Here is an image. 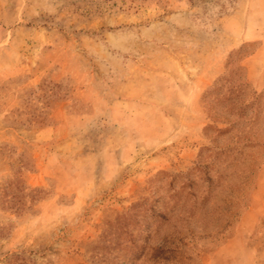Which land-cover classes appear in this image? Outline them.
<instances>
[{
  "label": "rangeland",
  "instance_id": "rangeland-1",
  "mask_svg": "<svg viewBox=\"0 0 264 264\" xmlns=\"http://www.w3.org/2000/svg\"><path fill=\"white\" fill-rule=\"evenodd\" d=\"M0 264H264V0H0Z\"/></svg>",
  "mask_w": 264,
  "mask_h": 264
},
{
  "label": "crops",
  "instance_id": "crops-1",
  "mask_svg": "<svg viewBox=\"0 0 264 264\" xmlns=\"http://www.w3.org/2000/svg\"><path fill=\"white\" fill-rule=\"evenodd\" d=\"M251 72L253 71L251 70ZM257 217H258V214L255 211H252V212H248L246 219L251 220L252 218L255 219Z\"/></svg>",
  "mask_w": 264,
  "mask_h": 264
}]
</instances>
